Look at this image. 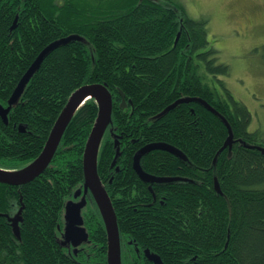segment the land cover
I'll return each mask as SVG.
<instances>
[{
    "label": "trees",
    "instance_id": "16d2710c",
    "mask_svg": "<svg viewBox=\"0 0 264 264\" xmlns=\"http://www.w3.org/2000/svg\"><path fill=\"white\" fill-rule=\"evenodd\" d=\"M206 23L173 0H0L4 107L45 48L71 35L82 39L48 52L18 102L0 117V168L28 165L69 96L86 84L105 85L111 124L97 172L117 217L122 264H153L145 249L161 264H264V154L255 148L264 147V134L250 131V112L219 78L230 68L218 63ZM119 91L130 101L124 109ZM185 97L203 99L221 116L190 103L154 118ZM97 111L93 99L76 111L39 177L23 186L0 183V264H106V232L91 197L82 210L87 241L75 254L59 236L65 201L83 183L82 156ZM221 118L235 143L217 154L228 135ZM153 142L180 149L188 162L152 152L142 169L185 182L160 184L153 192L140 182L131 160ZM16 217L20 237L12 230Z\"/></svg>",
    "mask_w": 264,
    "mask_h": 264
},
{
    "label": "water",
    "instance_id": "95a60500",
    "mask_svg": "<svg viewBox=\"0 0 264 264\" xmlns=\"http://www.w3.org/2000/svg\"><path fill=\"white\" fill-rule=\"evenodd\" d=\"M17 16L11 26V30H14L17 27ZM180 33L177 34L175 43L178 41ZM82 39L77 35H71L67 38L61 39L50 44L45 48L27 70V72L22 77L21 81L18 83L15 88L12 96L8 100V107L0 105V117L6 118L9 110L14 106L19 97L22 95L25 87L27 86L30 78L37 70L40 65L43 57L56 48L60 44H65L69 41ZM121 97L122 107H126L125 96L122 92L119 91ZM93 99L97 105V116L93 127L88 135V138L85 143L83 156H82V166H83V183L73 193V199L76 200L79 198V201H68L65 203L64 207L66 210L64 216V227L61 237L62 246H73L74 253H77V247L83 242H86L88 239V233L84 227V221L82 217V210L87 205V199L92 198L102 219L107 239V249H106V264H122L121 257V244H120V234L117 224V217L112 206L110 197L100 180V177L97 172V158L99 149L104 137V134L111 124V113H112V96L107 87L103 84H86L75 90L68 98L65 106L58 115L49 135L47 141L39 153V155L31 161L28 165L15 170L3 169L0 168V183L10 186H23L34 179L39 177L46 168L51 163L54 154L61 142L63 134L71 121L72 117L76 111L84 104L86 100ZM130 103V101H129ZM196 103L202 106L204 109L209 112L221 116L211 105L199 97H185L179 98L169 106H167L163 111L158 113L154 118L160 119L168 114L171 110L175 109L181 104H190ZM222 122L227 128L228 135L223 143L222 147L218 151L219 154L221 151L228 149L231 150L235 140L233 138L232 130L224 118H221ZM24 129L20 127V131ZM118 143H116L117 145ZM252 148L254 146H251ZM264 154V147H255ZM153 151H163L171 154L172 156L180 159L182 162H187L188 158L186 155L178 148L165 144V143H152L144 146L138 150L133 157V169L138 175L139 179L148 184H162L171 182L173 179L168 178H158L149 175L146 173L141 165L140 161L142 157ZM119 151L117 150V155ZM216 162V157L214 159V164ZM176 180V179H175ZM181 181V180H180ZM214 188L218 194H221V190L216 178H214ZM20 218L16 217L13 224L12 230L15 236L20 237L18 221ZM138 252V249H137ZM144 256L148 261L153 264H161L160 257L151 252L149 249L143 251Z\"/></svg>",
    "mask_w": 264,
    "mask_h": 264
},
{
    "label": "rangeland",
    "instance_id": "374dc122",
    "mask_svg": "<svg viewBox=\"0 0 264 264\" xmlns=\"http://www.w3.org/2000/svg\"><path fill=\"white\" fill-rule=\"evenodd\" d=\"M173 1L192 19L207 21L209 46L217 51L218 63L230 68L229 76L219 78L250 112V131L264 134V0Z\"/></svg>",
    "mask_w": 264,
    "mask_h": 264
},
{
    "label": "flooded vegetation",
    "instance_id": "af4514ba",
    "mask_svg": "<svg viewBox=\"0 0 264 264\" xmlns=\"http://www.w3.org/2000/svg\"><path fill=\"white\" fill-rule=\"evenodd\" d=\"M125 100H126V98H125ZM129 103V100H126V106H127V104ZM119 105H120V107L121 108H123L122 107V104H121V97H120V103H119ZM124 108H126V107H124ZM123 108V109H124ZM172 111V110H171ZM133 142H136V141H133ZM153 143H164V142H153ZM148 144H152V143H146V144H144V146H146V145H148ZM144 146H142L141 148H143ZM141 148H139L138 150H140ZM137 150V151H138ZM153 152H159V151H153ZM152 153V152H151ZM133 157H134V155H133ZM133 157H132V160H131V162H132V166H133ZM146 156H144V157H142V159H144ZM142 159H141V161H142ZM141 161H140V165H141ZM187 162H188V160H187ZM118 172V171H117ZM146 173H148V172H146ZM149 175H151V176H154V177H158V178H168V179H173L171 182H168V183H162V184H174V183H179V182H185L186 181V178H182L181 176H172V177H159V176H157V175H155V174H151V173H148ZM114 178V177H113ZM112 178V179H113ZM139 179V178H138ZM176 179V180H175ZM140 180V179H139ZM181 180V181H180ZM102 181V180H101ZM189 181V180H188ZM140 182L142 183V184H144L145 185V187L149 190V191H151V192H153V187L154 188H156L155 186H157V185H160V184H148V183H144V182H142L141 180H140ZM104 185V184H103Z\"/></svg>",
    "mask_w": 264,
    "mask_h": 264
},
{
    "label": "bare ground",
    "instance_id": "6f19581e",
    "mask_svg": "<svg viewBox=\"0 0 264 264\" xmlns=\"http://www.w3.org/2000/svg\"><path fill=\"white\" fill-rule=\"evenodd\" d=\"M125 96V95H124ZM128 110V109H127ZM121 252H122V250H121Z\"/></svg>",
    "mask_w": 264,
    "mask_h": 264
}]
</instances>
